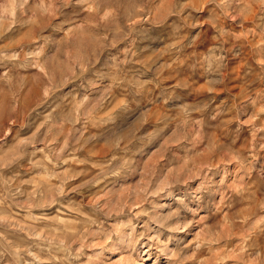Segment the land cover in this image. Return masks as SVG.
I'll use <instances>...</instances> for the list:
<instances>
[{
	"label": "clouds",
	"instance_id": "1",
	"mask_svg": "<svg viewBox=\"0 0 264 264\" xmlns=\"http://www.w3.org/2000/svg\"><path fill=\"white\" fill-rule=\"evenodd\" d=\"M264 264V0H0V264Z\"/></svg>",
	"mask_w": 264,
	"mask_h": 264
},
{
	"label": "rangeland",
	"instance_id": "2",
	"mask_svg": "<svg viewBox=\"0 0 264 264\" xmlns=\"http://www.w3.org/2000/svg\"><path fill=\"white\" fill-rule=\"evenodd\" d=\"M137 254L142 257L143 264H153L156 259L154 250L149 251V247L144 241H142L141 244L137 246ZM160 264H164L162 259ZM226 264H230V262H226Z\"/></svg>",
	"mask_w": 264,
	"mask_h": 264
}]
</instances>
